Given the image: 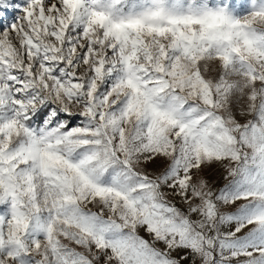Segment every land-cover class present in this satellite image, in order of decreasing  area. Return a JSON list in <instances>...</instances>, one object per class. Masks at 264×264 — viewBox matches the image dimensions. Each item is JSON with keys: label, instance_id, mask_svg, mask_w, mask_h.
Wrapping results in <instances>:
<instances>
[{"label": "snow or ice", "instance_id": "6c2138e0", "mask_svg": "<svg viewBox=\"0 0 264 264\" xmlns=\"http://www.w3.org/2000/svg\"><path fill=\"white\" fill-rule=\"evenodd\" d=\"M182 262L264 264V0H0V264Z\"/></svg>", "mask_w": 264, "mask_h": 264}, {"label": "rangeland", "instance_id": "374dc122", "mask_svg": "<svg viewBox=\"0 0 264 264\" xmlns=\"http://www.w3.org/2000/svg\"><path fill=\"white\" fill-rule=\"evenodd\" d=\"M217 182H218V183H223V182H224L223 177L221 176L220 179H219ZM240 203H243V201H241ZM140 234H141V235H146V234L143 232V230H141ZM159 246H160L161 248H163V245H162V244L159 245ZM173 255H175V253H173ZM182 264H184V262H182Z\"/></svg>", "mask_w": 264, "mask_h": 264}]
</instances>
